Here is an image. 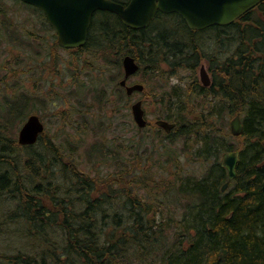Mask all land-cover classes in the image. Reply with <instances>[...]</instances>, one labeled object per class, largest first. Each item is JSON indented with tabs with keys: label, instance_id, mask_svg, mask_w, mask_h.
Returning <instances> with one entry per match:
<instances>
[{
	"label": "trees",
	"instance_id": "obj_1",
	"mask_svg": "<svg viewBox=\"0 0 264 264\" xmlns=\"http://www.w3.org/2000/svg\"><path fill=\"white\" fill-rule=\"evenodd\" d=\"M36 11L47 31H54L44 13ZM155 21L169 28L134 30L113 13L97 12L85 47L70 51L75 86L71 95L86 89V98L93 102L76 99L79 107L67 99L68 109L55 116L63 128L80 127L74 123L77 117L87 129L91 110L121 114L130 99L119 84L122 59L129 54L141 66L140 82L149 86L143 95L159 117L175 122L176 128L166 135L152 125L142 130L132 124L140 137L134 147L126 138L110 143L104 130H93L98 140L84 151L88 162L79 146L84 129L61 130L62 145L48 132L32 146L17 141V131L32 109L44 110V120L54 103L49 95L61 96L54 88L57 78L64 82L57 42L46 54L48 62L27 68L12 60L24 74L47 68L52 91L22 92L19 81L0 86V234L19 240L0 250V264H264V2L232 25L201 32L189 29L177 14L159 13ZM5 32L17 43L15 34ZM204 62L213 80L209 88L201 86L197 75ZM87 69L98 70V75L92 86H79ZM112 70L116 72L107 77ZM183 71L189 73V83H173ZM9 72L17 76L13 66ZM34 79L37 86L45 80ZM238 113L244 131L236 138L230 119ZM128 148L136 150L131 152L134 162L125 155ZM139 149L150 152V168L159 165L156 153L166 161L164 166L176 168L165 186L154 175L156 186L136 175L142 166ZM227 151H239L240 161L237 178L222 192L228 176L221 158ZM181 154L199 162L201 171L188 174L179 161ZM114 161L118 168L106 175L92 174L88 167L113 166ZM151 186L158 193H138Z\"/></svg>",
	"mask_w": 264,
	"mask_h": 264
},
{
	"label": "rangeland",
	"instance_id": "obj_2",
	"mask_svg": "<svg viewBox=\"0 0 264 264\" xmlns=\"http://www.w3.org/2000/svg\"><path fill=\"white\" fill-rule=\"evenodd\" d=\"M39 14V13H38ZM33 15L30 9L25 8L24 4L17 1V0H0V80L4 79V82L0 84V86H3L5 82H11L12 84L19 81V84L21 86V91H26L31 94H41L45 95L50 90L52 91V87L49 85L50 82H47L52 76H49V71L47 68L44 69H38L35 70L32 74H24L17 71V68L19 69L20 66L18 65L16 68V64L24 61L25 67H31L38 63L48 62L49 59L46 56L47 53L52 51V45L55 42L54 33L53 31H47L49 29V26L44 23L43 19L40 17V15ZM102 17V16H101ZM103 18V17H102ZM154 24H152L154 27H160V28H169L166 25L164 26V23L162 21H153ZM7 26V27H5ZM173 27V26H172ZM5 31H10L11 34H15L18 37V41L16 39L15 42H11L8 39L7 33ZM34 36L41 37L40 41H35ZM35 37V38H37ZM40 42V43H39ZM24 44V45H23ZM25 45H31L32 49H23L19 47L25 46ZM37 52L41 53V56L37 54ZM20 53V56L19 54ZM57 57L61 60H58V69L60 71V75L62 76L64 82L61 84V79H56V86L54 87L61 96L58 98L55 96L54 93H51L49 97L53 98L54 103H51L49 105V109L47 110L46 119H44V124L46 126L47 132L50 134L51 137L54 138L55 142L62 145V141L65 138L64 134L61 133V130L64 131H71L73 133H83L85 130H87V133L83 135V143L80 146V152H82L83 160L85 162H88V156L86 153H84L85 149L88 147L90 143H93L94 141L98 140L93 137V130H96L97 132H100L102 130L105 131L106 136L108 140L111 141L114 139H117L119 141H123L124 138L128 141V145L134 147L132 143H137V139H140L139 136H137L131 127L132 124H134L132 111H131V105L137 100L142 99L144 102V106L147 112L148 121H153L156 119L157 115L160 114L159 111H156L154 107L151 105V101L142 94H135L128 100V106L126 109H123V112L121 114H113L112 110H108L106 114H102L99 111L91 110V112L88 114L90 118V123L88 125V128L84 129V120H81L80 123L77 122V117L74 119V123L80 127L67 125L66 128H63V123L59 122L57 117L55 116L58 111H65L68 109L69 104L65 103V100H71L74 102L75 105H79L77 103L76 99H82V101H92L91 99L86 98V89L82 87V91L79 92V95L72 94L71 92L75 89V86L72 87V80L70 78L71 75V52L69 50L58 48L56 50ZM19 59L17 60L16 64L13 59ZM85 56H82V61L85 60ZM10 62L8 67L13 66L17 72V76H14L11 72L7 73L8 67L4 65V62ZM205 65H207L205 63ZM5 66L7 69L3 68ZM83 70V65H82ZM98 70H91L87 69L86 71L81 72V78H80V84L82 85H93V81L96 79V76L98 75ZM115 70H112L110 73H107V77L110 76V74L115 73ZM7 76V77H6ZM42 76L45 80L42 83H38V86L35 84V77ZM189 73L187 71H183L181 74H179L178 77L174 79V83L178 84L180 86H185L189 83ZM141 80V75H137L133 77L130 81V83H135ZM19 84H16L17 87H19ZM45 84V85H44ZM43 85V88H42ZM42 88V90H41ZM2 89V88H1ZM18 89V90H20ZM80 89V87H79ZM108 91H111L113 89V85L107 86ZM146 89L149 90V86L146 85ZM19 91V92H21ZM70 92V93H69ZM8 93H13L12 90L8 91ZM82 102V103H84ZM38 114L42 116L44 110L34 108L32 109L31 114ZM96 121H92L94 119ZM102 123H104V126H100ZM22 126V125H21ZM20 126V127H21ZM85 127H87L85 125ZM79 128V130H77ZM84 131L82 132V130ZM17 132V138H18ZM134 137V138H133ZM149 141H151V138H148ZM169 145V144H168ZM177 146H181V143ZM172 146H170L171 148ZM176 147V146H175ZM127 159L128 161L134 162V158L131 154L135 153V148H128L127 149ZM132 150V151H131ZM165 152V151H163ZM140 155H142V166L138 171H135L137 176H140V179L143 181H148L152 186H156L157 183H154L151 180V176L154 175L155 180H157L158 183H161L165 186L167 180H170L171 177H173L172 172L176 169L175 167L168 165L164 166L163 164L166 162L161 159L160 161V154L156 153L154 155L155 161L159 162V165L155 164V166L150 168V160L148 158V154H150L149 151H146L144 149H139ZM124 155V154H123ZM179 161L185 166L186 172L192 173L193 171H201L203 168L199 162L196 161H190L186 155L180 156ZM94 163V159H92V164ZM163 163V164H162ZM130 164V163H129ZM163 165V166H162ZM132 167V165H130ZM89 169L91 170L92 174H100V175H106L108 172L112 171L114 168H118L116 165V162L114 161L113 166H96L95 168L92 165H88ZM163 169V170H161ZM158 173H157V172ZM134 173V174H135ZM145 173V175L143 174ZM131 175L133 173L131 172ZM168 176L167 178H165ZM153 178V179H154ZM148 187L147 189H141L138 193L144 194V193H158V190L153 187ZM13 228V227H11ZM18 237L15 235H7L4 233L3 235L0 234V250H4V248L13 247L15 245H18Z\"/></svg>",
	"mask_w": 264,
	"mask_h": 264
},
{
	"label": "water",
	"instance_id": "obj_3",
	"mask_svg": "<svg viewBox=\"0 0 264 264\" xmlns=\"http://www.w3.org/2000/svg\"><path fill=\"white\" fill-rule=\"evenodd\" d=\"M40 8L57 32L59 46L66 49L81 48L86 45L93 15L96 11H110L118 15L129 28L143 29L150 25L158 11L177 13L192 30H203L211 26H227L242 15L256 7L264 0H129L122 5L113 0H21ZM125 76L120 85L126 88L128 95L142 92L144 85L136 83L127 85V80L139 70V64L133 56L123 60ZM201 78L205 85L210 84V77L205 69H201ZM136 124L147 126L142 101L132 106ZM157 125L171 132L175 124L165 120L157 121ZM45 126L38 115H31L19 132L18 141L21 145H34L44 133ZM244 131L240 115L231 121V132L240 136ZM239 152L224 154L222 166L227 169L229 180L237 177ZM229 186H223L225 190Z\"/></svg>",
	"mask_w": 264,
	"mask_h": 264
},
{
	"label": "flooded vegetation",
	"instance_id": "obj_4",
	"mask_svg": "<svg viewBox=\"0 0 264 264\" xmlns=\"http://www.w3.org/2000/svg\"><path fill=\"white\" fill-rule=\"evenodd\" d=\"M28 6V5H27Z\"/></svg>",
	"mask_w": 264,
	"mask_h": 264
}]
</instances>
